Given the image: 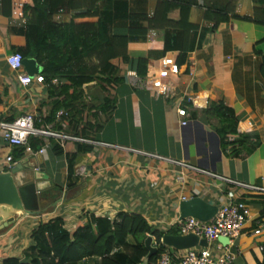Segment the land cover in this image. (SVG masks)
<instances>
[{"label":"crops","instance_id":"1","mask_svg":"<svg viewBox=\"0 0 264 264\" xmlns=\"http://www.w3.org/2000/svg\"><path fill=\"white\" fill-rule=\"evenodd\" d=\"M126 1L134 12L152 13L156 3V0ZM175 1L180 4L196 2L190 5L189 19L198 29L193 48L186 54L185 62L178 65L179 74L168 79L171 88L168 97H156L144 88L135 87L127 78L133 71L121 59H114L112 62L119 67L122 81L102 88L94 81L82 86L86 102L94 105L91 111H85L84 123L98 124L96 132H91L90 137L79 136L68 131L65 124L60 129L49 124L56 131L103 142L107 146L75 140L60 145L54 140L63 151L58 154L45 137L43 141L47 145L43 153L14 158V147L4 142L0 135V171L10 169L5 162L8 155L15 159L13 165L27 160L19 172L22 183L35 182L47 194L39 203V211L17 213L14 221L0 230V263L10 257L24 259L33 245V230L56 217L61 218L65 229L72 233L79 223H86L90 215L114 219L125 212L139 214L152 228L167 232L175 228L174 223L179 219L178 206L182 197L192 196L216 206L232 200L248 204L249 219L231 248L235 253L233 264H260L263 260L264 194L245 191L212 175L111 147L156 153L224 178L264 188V81L260 73L264 25L245 19L252 15L254 2ZM29 5H32L31 0ZM226 8H232L231 12L237 17H230L212 30L211 21L203 19L204 11ZM75 12H59L53 20L68 23ZM170 17L178 19L179 10L171 12ZM26 20V15L17 18L11 11L10 15L3 13L0 4V122L12 121L28 112L35 114L39 127H45L48 124L42 120L50 109L47 87L36 82L21 86L17 72L7 63L8 56L25 45ZM80 21L90 20L77 19ZM124 27L122 22L112 31ZM163 43L162 31L149 30L146 40L129 44L128 52L133 57L148 59L147 75L157 74L163 57L176 63L178 60V51L163 52ZM36 64L40 74L41 67L37 61ZM181 96L193 98L187 106V126L180 125L177 115ZM221 96L237 113L239 132L258 134L261 142L251 153L237 157L223 154L212 126L214 121L209 123L202 113L209 101ZM105 100H110L112 107L109 112L102 113L99 106ZM79 145L90 150L79 152ZM74 153L77 155L70 179L67 154ZM257 228L261 232L255 235ZM86 261V264L96 262L95 259Z\"/></svg>","mask_w":264,"mask_h":264},{"label":"trees","instance_id":"2","mask_svg":"<svg viewBox=\"0 0 264 264\" xmlns=\"http://www.w3.org/2000/svg\"><path fill=\"white\" fill-rule=\"evenodd\" d=\"M31 1L32 5L24 8L27 17L25 45L15 51L24 58H35L41 67L40 74L50 99L49 113L43 123H53L58 129L65 124L68 131L79 136L90 137V133L99 127L96 123H84L85 111L94 108L91 102H86L84 84L94 81L102 88L122 81L119 67L112 62L114 59H121L129 70L145 78L148 59L131 56L128 46L146 40L149 30L163 32V52L178 51L177 63L180 65L193 48L198 29V25L189 19L190 5L196 2L180 4L175 0H156L150 13L131 11L126 0ZM253 2L252 15L245 19L264 25V0ZM0 4L2 12L10 15L11 0H0ZM174 10H179L178 19L170 17ZM232 10L206 9L203 19L211 21L214 30L230 17H237ZM67 11H76L68 23L53 20L57 13ZM77 19L90 21L77 22ZM122 22L125 24L123 30L112 31ZM260 73L264 81V55ZM111 107V101L105 100L99 110L109 112ZM60 111L62 113L56 121V114ZM202 113L209 123L214 121L212 126L223 154L232 157L249 154L260 144L257 133L239 132L238 115L223 96L209 101ZM50 141L52 150L61 154L62 148L54 140ZM30 144L33 149H38L42 141L31 137ZM14 150V158L23 156V149L14 147ZM89 150L86 146L78 147L79 152ZM76 155L67 154L70 179ZM165 234L177 235V230L172 228L164 232L152 228L139 214L121 212L114 219L90 215L89 220L79 223L72 233L65 229L62 219L56 217L40 223L33 230V245L24 256L27 262L10 257L0 264H86L88 259H95V264H143L148 254L144 244L148 236L152 237V245L157 251L145 264H156L160 254L167 249L161 243ZM174 262L179 261L174 259ZM260 264H264V252Z\"/></svg>","mask_w":264,"mask_h":264},{"label":"built area","instance_id":"3","mask_svg":"<svg viewBox=\"0 0 264 264\" xmlns=\"http://www.w3.org/2000/svg\"><path fill=\"white\" fill-rule=\"evenodd\" d=\"M30 0H11V15L17 18H23L24 8ZM24 57L19 52L11 53L7 58V63L11 70L17 72V81L23 86L27 87L33 82L44 84V78L42 74L28 75L24 71L23 66ZM161 68L157 74L146 75L145 78H141L135 72L127 74V78L131 80V83L135 87H140L148 90L154 96L168 97L171 92L170 83L168 79L172 76L179 74L178 64L169 60L167 57H163L160 60ZM193 98L184 99L181 96L180 104L177 107V115L180 117V125L187 126L189 124V114L187 113V106L191 103ZM62 111L56 114V121L59 120ZM40 121V120H39ZM36 116L33 113H24L12 121L0 122V135L4 142L11 147H18L23 149V155L31 156L35 154H41L44 151L45 145L43 140L47 137L49 140L53 139L58 141L61 145L67 140H75L79 143L97 145H108L103 142H94L92 140L74 136L71 134H65L54 130L49 124L45 127L36 126ZM37 137L41 139L42 145L38 149H33L30 144V138ZM118 150H124L132 153H139L149 158L156 159L158 161H164L171 165L181 167L182 169L193 170L204 174L215 176L222 181L229 183L233 186L244 189L245 191L264 194V188L234 181L222 176L215 175L211 172L200 170L193 167L190 164L162 157L156 153L143 152L131 148H124L118 146H111ZM5 162L9 167H12L15 160L11 155H8ZM230 196V192L228 193ZM186 198L182 197V200ZM264 209V204L262 206ZM250 216V207L242 200L225 201L217 206V211L211 220L202 222L194 217H185L178 219L174 225L178 235L194 234L200 239H205L208 243L206 247H192L185 250H176L167 247L165 252H162L157 259L156 264H173L174 259H178L177 264H233L235 253L232 251L234 239L241 233L245 223ZM262 219V218H261ZM261 232L260 228L254 230V234L258 235ZM226 237L229 242L227 245L219 243L218 237ZM162 243V240H161ZM163 244V243H162Z\"/></svg>","mask_w":264,"mask_h":264},{"label":"water","instance_id":"4","mask_svg":"<svg viewBox=\"0 0 264 264\" xmlns=\"http://www.w3.org/2000/svg\"><path fill=\"white\" fill-rule=\"evenodd\" d=\"M22 63L28 75L33 76L37 73L38 67L35 59L24 58ZM25 162L27 160L18 162L7 171H0V230L12 223L17 213L39 211L41 209L39 203L47 196L35 182L22 183L19 172L25 167ZM29 169L33 172V169ZM178 209L180 212L179 219L194 217L202 222H207L216 213L217 206L208 203L201 197L192 196L182 200L179 203ZM161 240L163 245L176 250H185L197 246L206 247L208 245L205 239H200L194 234H165ZM217 241L224 245H227L229 242L228 238L221 236L217 238ZM152 242L153 239L151 236H148L144 241L148 254L144 258L143 264L157 251V248L152 245ZM20 262L27 261L22 259Z\"/></svg>","mask_w":264,"mask_h":264}]
</instances>
